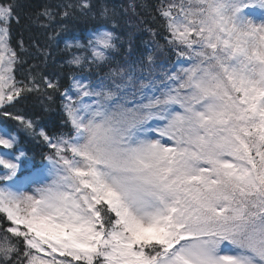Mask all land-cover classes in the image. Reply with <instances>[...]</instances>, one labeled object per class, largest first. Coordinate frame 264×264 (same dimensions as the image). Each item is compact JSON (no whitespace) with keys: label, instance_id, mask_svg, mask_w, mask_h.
<instances>
[{"label":"snow or ice","instance_id":"6c2138e0","mask_svg":"<svg viewBox=\"0 0 264 264\" xmlns=\"http://www.w3.org/2000/svg\"><path fill=\"white\" fill-rule=\"evenodd\" d=\"M21 8L0 0V116L48 152L21 179L25 153L0 129V264H264V0H159L164 45L146 25L152 47L115 67L121 13L65 4L61 18L102 21L87 44L66 43L68 87L38 64L18 78ZM55 19L45 6L34 22ZM157 50L176 56L170 68L156 71ZM56 93L68 132L9 111Z\"/></svg>","mask_w":264,"mask_h":264},{"label":"trees","instance_id":"16d2710c","mask_svg":"<svg viewBox=\"0 0 264 264\" xmlns=\"http://www.w3.org/2000/svg\"><path fill=\"white\" fill-rule=\"evenodd\" d=\"M18 2L22 5L20 10L21 19L19 24L13 22L11 25V42L15 46L18 40L23 39L26 46H28V53L26 54L27 64L18 73V78H24L29 65L38 64L45 75L55 74L59 77L61 85L65 86L69 75V68L65 63L69 58V53L65 50L66 43H75L77 41L84 43L83 30L102 21L98 16H83L78 11H75L68 18L60 17L59 13L62 11L63 5L69 3L77 4L79 0H18ZM90 2L93 5L94 12H98L101 5H107L115 7L121 13L119 26L115 31L124 43L117 53L118 55H115L114 61L118 57L127 54L122 52H125L129 47V52L134 51V57L146 52V48L151 41L146 25L156 28L160 33L158 39L163 42L165 33L159 28L161 23L159 17L153 21L149 15V10H152V13L155 14L154 9L159 0H136L137 4L146 5V8H137L138 15L133 14L130 10L127 13L124 12L132 0H90ZM45 6L52 8L56 12V19L49 27H42L39 22H34L36 13ZM141 19H143V23H141ZM108 25L111 28V24L109 23ZM50 36L53 39H50ZM36 45L41 49L47 48L50 51L46 65L41 63L43 57L38 54ZM56 52H59L57 56ZM62 65L63 67H61ZM58 97L59 94L56 93L53 94L52 100H49L46 96L32 94L16 104L14 108H10L9 111L13 113L19 112L32 119L40 129H43L48 134L58 130L63 131L66 126L62 124L64 114ZM7 122L14 125L11 119H8ZM16 125L17 128L21 129L20 137L22 143L27 147L33 144L43 145L39 138L30 136L22 127L18 126L17 122ZM42 148L44 149L45 146L43 145Z\"/></svg>","mask_w":264,"mask_h":264},{"label":"rangeland","instance_id":"374dc122","mask_svg":"<svg viewBox=\"0 0 264 264\" xmlns=\"http://www.w3.org/2000/svg\"><path fill=\"white\" fill-rule=\"evenodd\" d=\"M0 129H3V128H0ZM5 155H7V153H5ZM0 174H2V173H0Z\"/></svg>","mask_w":264,"mask_h":264}]
</instances>
